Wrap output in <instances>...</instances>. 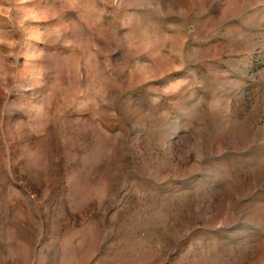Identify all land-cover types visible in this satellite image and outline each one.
I'll use <instances>...</instances> for the list:
<instances>
[{"label":"rangeland","instance_id":"374dc122","mask_svg":"<svg viewBox=\"0 0 264 264\" xmlns=\"http://www.w3.org/2000/svg\"><path fill=\"white\" fill-rule=\"evenodd\" d=\"M0 264H264V0H0Z\"/></svg>","mask_w":264,"mask_h":264}]
</instances>
